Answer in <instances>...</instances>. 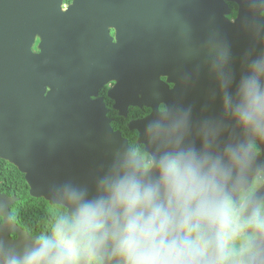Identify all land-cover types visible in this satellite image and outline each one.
Returning <instances> with one entry per match:
<instances>
[{
  "label": "water",
  "instance_id": "obj_1",
  "mask_svg": "<svg viewBox=\"0 0 264 264\" xmlns=\"http://www.w3.org/2000/svg\"><path fill=\"white\" fill-rule=\"evenodd\" d=\"M229 2L238 5L234 18ZM260 63L264 0H0V157L25 174L32 196L64 205L78 221L82 210L108 203L130 160L148 186L158 181L166 150L187 142L213 161L221 140H257L264 151V138L232 115L238 86ZM111 82L107 94L119 115L151 108L128 123L154 156L150 169L112 126L99 95ZM18 199L0 192L3 262L59 243L14 221ZM79 229L96 235L81 264L98 256L119 264L104 240L110 227Z\"/></svg>",
  "mask_w": 264,
  "mask_h": 264
},
{
  "label": "clouds",
  "instance_id": "obj_2",
  "mask_svg": "<svg viewBox=\"0 0 264 264\" xmlns=\"http://www.w3.org/2000/svg\"><path fill=\"white\" fill-rule=\"evenodd\" d=\"M262 77L264 63L254 64L238 86L232 115L264 138ZM228 159L238 167L244 155L236 150ZM129 167L107 204L78 216L89 229L97 222L111 228L104 240L110 238L119 264H264V206L249 214L247 203L232 202L225 191L230 172L219 160L191 152L166 156L157 165L158 181L148 186L135 178V160ZM82 255L61 237L55 246L42 243L22 258L0 264H79Z\"/></svg>",
  "mask_w": 264,
  "mask_h": 264
},
{
  "label": "trees",
  "instance_id": "obj_3",
  "mask_svg": "<svg viewBox=\"0 0 264 264\" xmlns=\"http://www.w3.org/2000/svg\"><path fill=\"white\" fill-rule=\"evenodd\" d=\"M69 2L71 0H64V3ZM229 5L232 10L229 16L234 18L237 15L238 5L235 2H229ZM106 91L107 87H104L100 94L104 96L106 106L110 108L108 115L113 118V128L120 130L128 138L133 149L143 147L137 143L138 132L130 129L128 122L130 119L144 116L150 109L130 106L128 116H121L117 110L112 108L113 100L107 96ZM0 192L19 197V200L11 206L12 217L30 234L58 241L63 237L77 254L89 248L92 234L79 229V222L68 214L67 208L62 204H51L44 197L32 196L25 174L16 165L1 157ZM58 229L62 231L58 232ZM89 264H102V259L100 257L91 258Z\"/></svg>",
  "mask_w": 264,
  "mask_h": 264
},
{
  "label": "flooded vegetation",
  "instance_id": "obj_4",
  "mask_svg": "<svg viewBox=\"0 0 264 264\" xmlns=\"http://www.w3.org/2000/svg\"><path fill=\"white\" fill-rule=\"evenodd\" d=\"M65 4H68V3H65ZM112 32L114 33L113 30H112ZM37 43H38V40L35 44L36 48H37ZM164 79H166V78H164ZM113 84H114V82H111L110 84H108L104 87H107V91H108V88ZM173 85H174L173 83H170L171 87H173ZM107 91H106V94H107ZM100 92H101V89L99 91V95L103 96L100 94ZM107 96H108V94H107ZM104 101H105V98H104ZM113 103H114V101H113ZM113 103H112V108H113ZM105 104H106V102H105ZM144 107H146V106H144ZM147 108H149V107H147ZM149 109H150V111L142 117H145L146 115H148L151 112V108H149ZM166 109H167L166 105L161 104L160 110L164 111ZM109 110H110V108H109ZM142 117H140V118H142ZM135 119H137V118H135ZM112 120H113V118H112ZM132 130H136V129H132ZM136 131L138 132V130H136ZM222 134H224V133H222ZM138 136H139V132H138ZM238 139L239 138H237V140H226V141L221 140V141H218L217 144H219L221 142L222 143L220 144V147L218 148L216 155H217L218 160L221 162L222 166L225 167L226 169H228L230 172L229 189H228V193L226 195H228L231 198L232 202L236 205H241V204L247 203V205L249 206V214H250L251 212L256 211L258 207L264 206V151H263L261 144L257 140H248V142H245L241 139L240 140H238ZM137 143H139L143 147H139L136 150V149H133V147L131 145L130 146L132 147V149L134 150V152L137 155L142 157L145 167L147 169H150L156 163V161L154 160V156L146 150V146L144 143H140L138 141V139H137ZM221 146H225L223 148V150L221 149ZM236 150H239L241 152V154L244 155V160L238 167L232 166L229 163V159H228L229 153H231L232 151H236ZM189 152L194 153L199 158V150L198 149H192V147L190 146V143L188 144V142L186 143V146L184 148H176V149L175 148H168L165 152V157L166 156H176L179 153H189ZM156 155L159 156V154H156ZM254 166L257 169L255 174H253ZM0 218H1L0 221H2V217H0ZM78 227H79V225H78ZM92 235H94V234H92ZM94 236L96 237V235H94ZM11 237L16 238L17 234L14 232L11 233ZM40 238L42 240H45V241H57V242H59L58 240L44 239L42 237H40ZM262 241H264V238H262ZM261 255H262V257H264V249L261 250ZM88 264H89V262H88ZM102 264H103V260H102Z\"/></svg>",
  "mask_w": 264,
  "mask_h": 264
}]
</instances>
